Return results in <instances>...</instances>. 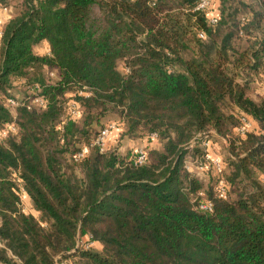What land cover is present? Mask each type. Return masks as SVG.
Segmentation results:
<instances>
[{
	"label": "trees",
	"instance_id": "trees-1",
	"mask_svg": "<svg viewBox=\"0 0 264 264\" xmlns=\"http://www.w3.org/2000/svg\"><path fill=\"white\" fill-rule=\"evenodd\" d=\"M197 5L21 0L0 46V128L17 127L0 141V264H264V98L249 94L264 72V0H220L215 24ZM43 44L49 53L38 54ZM17 83L22 100L11 95ZM36 94L46 109L29 108ZM111 112L123 137L161 148L142 165L139 153H101L93 143ZM243 114L257 127L231 141ZM211 131L232 146L204 187L185 163L204 157ZM15 177L38 217L20 209ZM202 200L211 212L198 210Z\"/></svg>",
	"mask_w": 264,
	"mask_h": 264
},
{
	"label": "rangeland",
	"instance_id": "rangeland-1",
	"mask_svg": "<svg viewBox=\"0 0 264 264\" xmlns=\"http://www.w3.org/2000/svg\"><path fill=\"white\" fill-rule=\"evenodd\" d=\"M5 7H6L5 10L7 11V13H10V15L17 14L21 9L20 8L21 0H7ZM0 9L2 10L1 6H0ZM1 28H4L3 24L0 25V29ZM246 46L247 45H244L243 48ZM51 77L54 78L55 76H51ZM26 94H27L26 90L24 88H21L20 84L17 83L14 86H12L11 95L14 98H17L18 100H22ZM249 94H250V97L254 100H259L261 98H264V72L260 74L257 77V81L252 84ZM110 124L114 125L115 128L111 130V132L109 133V136L107 138V150L105 152L117 151L121 155H126L129 153L135 156L141 151L148 153L150 149H153V148L160 149L161 148V145L159 142L149 140L145 135H142V134H138L135 138L123 137L122 132H124L125 129H124V125L121 123V121H119L117 112L115 113L111 112L108 114L105 125L100 130V132ZM210 135H211L210 136L211 137V140H210L211 154H213L215 157L220 158V160L224 163V161L230 157L231 153L229 150H231V146H232L231 142L230 140L222 136L216 135L214 131H211ZM230 138H231V141H234L237 139L239 140L241 137L235 131H233ZM85 148L88 149V154H89L91 151V146H86ZM199 148L204 154L203 144L200 145ZM200 154L201 152L199 154L190 152V154L186 158V163H185L186 170H188V172H190L192 176L199 179L204 185V187L213 186L215 182H217V179L219 178L220 175L212 168V166L208 165L207 163H206V167H204L203 170L199 169L200 165L205 164L204 157H202ZM60 160L62 162L64 170L71 172V170L76 169L75 165H73V163L71 162V160H69L68 157H61ZM224 167H226L225 164H224ZM15 180H16V184L18 188H20L21 190L20 191V209L26 214H32L38 217L37 213L34 211L32 207L29 197L26 195L24 191H22L23 189L22 182H20V179L18 177L17 178L15 177ZM92 248L94 250H99L100 247L95 245V246H92Z\"/></svg>",
	"mask_w": 264,
	"mask_h": 264
},
{
	"label": "built area",
	"instance_id": "built-area-1",
	"mask_svg": "<svg viewBox=\"0 0 264 264\" xmlns=\"http://www.w3.org/2000/svg\"><path fill=\"white\" fill-rule=\"evenodd\" d=\"M213 5V0H198L197 10H200L202 12H208ZM212 24H215L217 22V18H212L210 20ZM3 30L0 29V46H1V40H2ZM51 76H54L53 73H51ZM6 105L9 107L11 112L15 115V110L17 106L19 105L18 101L15 99H8L6 101ZM46 100L39 96L38 94L34 95V98L31 100V103L29 105V108L31 106H37L41 109H46ZM81 109L78 105L74 103H70L69 107L67 108V117L71 120H77L81 117ZM241 123L239 127L236 128L235 132L241 137L245 138L247 134L251 133L254 130V126L252 123V120L247 117L246 115H243L240 119ZM64 124V121L62 122ZM115 128L114 125L110 124L107 127H105L98 137L96 138L94 145L99 149L101 153H105L107 150V138L109 136V133L111 130ZM17 133V127L14 123H8L0 128V141L6 140L9 136L14 135ZM152 139H157L156 134H152L150 136ZM210 141H206L203 144L204 147V160L205 164L200 165L199 169L203 170L204 167H206V163L218 173L221 174L224 170V163L220 160V158L215 157L213 154H211L210 151ZM88 154L87 148H82L76 155L74 156V162L79 163L81 162ZM147 154L143 151L139 152L138 157L136 158V165H142L146 160ZM188 169V167H187ZM217 190L220 197H225L227 193V184L225 181L220 180L217 184ZM21 191V190H20ZM22 191H24L22 189ZM200 196H202V193H200ZM213 209V204L210 201L202 200L198 203V210L204 213H209ZM58 264H73L71 260H64L59 262Z\"/></svg>",
	"mask_w": 264,
	"mask_h": 264
},
{
	"label": "crops",
	"instance_id": "crops-1",
	"mask_svg": "<svg viewBox=\"0 0 264 264\" xmlns=\"http://www.w3.org/2000/svg\"><path fill=\"white\" fill-rule=\"evenodd\" d=\"M219 5H220V0H213V5H212V8H211V11L207 14V16L210 19L216 18L218 16V14H219V12H218ZM9 18H10V13H7V11L5 9H2V10L0 9V25L3 24V26H4V24L6 23V21ZM1 29H3V28H1ZM35 51L38 54L39 53H41V54H45L46 53L47 54V53H49V47L47 46V44H43L42 46L37 47L35 49ZM252 123H253L254 128H256L257 127L256 123L253 122V121H252ZM85 240L86 239H84L83 241H85ZM93 245H94V243H93Z\"/></svg>",
	"mask_w": 264,
	"mask_h": 264
}]
</instances>
